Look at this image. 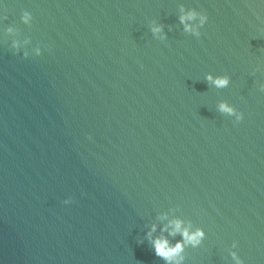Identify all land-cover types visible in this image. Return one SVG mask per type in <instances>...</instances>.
<instances>
[{
	"label": "water",
	"instance_id": "95a60500",
	"mask_svg": "<svg viewBox=\"0 0 264 264\" xmlns=\"http://www.w3.org/2000/svg\"><path fill=\"white\" fill-rule=\"evenodd\" d=\"M260 84L264 0H0V264H165L139 240L170 208L207 233L186 264H264Z\"/></svg>",
	"mask_w": 264,
	"mask_h": 264
},
{
	"label": "clouds",
	"instance_id": "9594fccd",
	"mask_svg": "<svg viewBox=\"0 0 264 264\" xmlns=\"http://www.w3.org/2000/svg\"><path fill=\"white\" fill-rule=\"evenodd\" d=\"M209 20L207 14L197 11L195 8L181 7L179 14V23L182 25L184 33L193 37L200 38L202 29L205 28ZM21 22L27 27H31L33 16L30 12L24 11L21 17ZM151 32L154 37L161 41L168 40V34L165 31V26L157 23L151 25ZM17 34L15 27H8L5 36ZM31 41L25 40L23 45L20 42H13L14 55H21L25 60L30 57H40L43 55L41 47H36L29 50ZM255 75V72L251 73ZM205 80L210 88L223 90L231 86L232 80L227 75H214L208 73ZM259 91L264 92V84L259 85ZM217 111L225 116L234 118L235 123H240L244 120V114L239 112L236 107L228 101H221L217 105ZM74 197L68 196L63 204L69 206L73 203ZM176 208L161 210L155 216V220L147 226L144 239L139 240L143 244L145 240L154 251L155 255L162 259L165 264H186V252L189 248H199L207 239V233L203 227L197 226L191 219H187L181 215H177ZM239 245L233 242L231 247L227 249L229 264H245L237 249Z\"/></svg>",
	"mask_w": 264,
	"mask_h": 264
}]
</instances>
